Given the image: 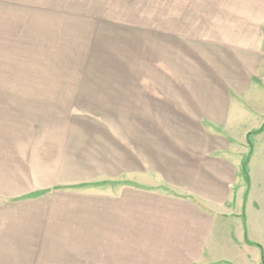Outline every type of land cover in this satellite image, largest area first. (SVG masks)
Returning <instances> with one entry per match:
<instances>
[{"label": "crops", "instance_id": "0c3cea01", "mask_svg": "<svg viewBox=\"0 0 264 264\" xmlns=\"http://www.w3.org/2000/svg\"><path fill=\"white\" fill-rule=\"evenodd\" d=\"M163 3L174 15L162 29L139 28V62L117 66L124 81L107 104L110 117L89 124L86 115L54 114L48 103L46 118L62 130L64 154L46 156L28 129L46 103L13 99L11 91L0 98V188L15 191L0 189V264H262L259 239L253 242L262 256L244 241L241 214L249 241L257 225L253 179L245 196L229 132L264 95V0ZM37 83L19 89L35 92L43 86ZM6 84L0 89L9 90ZM75 118L80 135L67 138ZM242 131L243 139L251 132ZM95 150L111 173L98 176L120 180L90 186L100 193L57 189L91 183L89 174L73 181L56 175L87 171ZM257 166L264 171V163L250 162L249 173ZM49 170L53 179L45 182ZM45 199L52 200L46 209ZM258 225L264 232L262 209Z\"/></svg>", "mask_w": 264, "mask_h": 264}, {"label": "rangeland", "instance_id": "374dc122", "mask_svg": "<svg viewBox=\"0 0 264 264\" xmlns=\"http://www.w3.org/2000/svg\"><path fill=\"white\" fill-rule=\"evenodd\" d=\"M174 13L175 10L170 5L164 7L163 0H0V82L11 84L9 90L0 89V98H5L4 93L11 91L13 99L22 97L28 103H46L48 106L41 107L43 112L34 117L28 112L30 106L24 104V111L36 122L22 123H29L28 129L32 134L40 136L38 141L43 145L46 156L50 155L51 158L53 151L57 156L59 152L60 155L64 154L62 138L59 137L62 130L52 128V120L47 121L49 116L47 117L46 109L52 106L48 103L55 105L51 107L56 111L54 114L62 117L71 113L86 115L85 120L89 124L96 125V119L110 117L112 114L107 110V104L116 100V95L121 91L117 87L124 81V75H117L115 72L117 66L131 65L133 57L136 62L140 60L139 53L133 52L134 44L137 45L138 40L145 37L139 34V28L162 29L163 19ZM261 81L264 86V75ZM37 82L43 86L35 92L34 89H19L22 83L34 85ZM68 82L75 84L76 88L69 89L68 85H64ZM47 83H52V86L48 84L50 87H47ZM53 83H56V86L53 87ZM21 92L24 94L21 95ZM257 101V111L244 116L241 123L236 122L229 132L236 137V141L232 142L236 143L234 158L238 160L241 157V163L249 152L247 139L242 138V129L253 131L264 126V95ZM19 107L22 105L12 106L13 109ZM247 108L245 107L246 110ZM90 116L95 117L94 122L89 120ZM79 124L83 125L75 118L67 138L80 135L76 130L80 128ZM16 125L19 124H15L13 129L27 134L22 125ZM28 138L29 141L33 139L31 136ZM24 142L26 145V140ZM251 144L247 176L249 182L250 178L253 179L254 201L250 218L255 220L257 225L251 227L250 241L259 239L264 250V232L258 225L261 209L264 214V171L257 166L251 171L252 174L249 173L250 162L258 165L264 163V134L253 136ZM67 147L70 152L74 151V146ZM95 149L97 150V147ZM96 150L91 152L92 164L87 171L80 167L74 168L73 171L61 168L59 176L56 175L59 179L73 181L89 174L94 177L91 183H74L66 187L59 185L57 189L79 194L100 193V190L90 188L101 183L113 187L116 180L120 179L98 176L111 173L100 160ZM51 172L52 170H49V175L43 178L45 182L48 177L50 182L52 181ZM85 185L88 187H84ZM0 189L5 194L13 192V188L11 191L7 188ZM49 201L52 200H44L43 208H47Z\"/></svg>", "mask_w": 264, "mask_h": 264}, {"label": "trees", "instance_id": "16d2710c", "mask_svg": "<svg viewBox=\"0 0 264 264\" xmlns=\"http://www.w3.org/2000/svg\"><path fill=\"white\" fill-rule=\"evenodd\" d=\"M257 134H264V126H262L260 129H257V130H253L251 132H249L247 135H246V139H247V143H248V146H249V152L247 153V156L245 157V159L242 161L241 163V173H242V176H243V179L245 181V184L247 186V190L245 191V196H247V192H248V189H249V179H248V176H247V164L250 160V156H251V150H252V144H251V138ZM242 223H243V229H244V241L246 244L250 245V246H254L256 248H258L260 250V253H261V256H262V248L260 245L256 244V243H252L250 242L248 239H247V232H246V227H245V216H244V212L241 214V217H240ZM262 264H264V261L262 260Z\"/></svg>", "mask_w": 264, "mask_h": 264}]
</instances>
